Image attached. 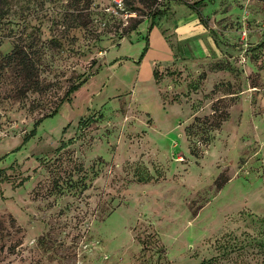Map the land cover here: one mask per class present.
<instances>
[{
	"label": "rangeland",
	"instance_id": "obj_1",
	"mask_svg": "<svg viewBox=\"0 0 264 264\" xmlns=\"http://www.w3.org/2000/svg\"><path fill=\"white\" fill-rule=\"evenodd\" d=\"M0 12L42 53L0 76V264H264V0Z\"/></svg>",
	"mask_w": 264,
	"mask_h": 264
},
{
	"label": "trees",
	"instance_id": "obj_2",
	"mask_svg": "<svg viewBox=\"0 0 264 264\" xmlns=\"http://www.w3.org/2000/svg\"><path fill=\"white\" fill-rule=\"evenodd\" d=\"M4 1L5 0H0V10L1 2ZM3 16L4 13L0 12V18H3ZM134 27L135 25L130 29ZM33 32L32 30L28 31L27 28H20V30L13 35L15 37L9 52L0 53V76L9 74L12 77L13 81L11 84L10 97L14 100H22L28 93L37 92L41 87L40 65L42 53L37 43L38 38L33 35ZM50 40L53 42L52 38H50ZM86 78L87 77H83L80 81L70 85L65 93L66 96L74 92ZM65 99H68V97ZM55 110L53 112H56ZM53 112L49 115H52ZM42 118H44V116L37 119L34 123L36 124ZM222 119L224 120L225 117H222ZM198 120L199 119L196 117L195 121Z\"/></svg>",
	"mask_w": 264,
	"mask_h": 264
},
{
	"label": "built area",
	"instance_id": "obj_3",
	"mask_svg": "<svg viewBox=\"0 0 264 264\" xmlns=\"http://www.w3.org/2000/svg\"><path fill=\"white\" fill-rule=\"evenodd\" d=\"M117 5L121 4V0H113Z\"/></svg>",
	"mask_w": 264,
	"mask_h": 264
}]
</instances>
